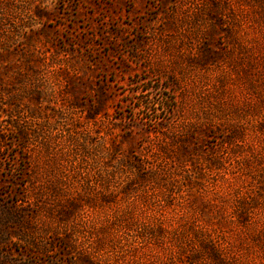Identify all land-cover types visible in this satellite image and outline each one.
I'll use <instances>...</instances> for the list:
<instances>
[{"label":"rangeland","instance_id":"obj_1","mask_svg":"<svg viewBox=\"0 0 264 264\" xmlns=\"http://www.w3.org/2000/svg\"><path fill=\"white\" fill-rule=\"evenodd\" d=\"M0 264H264V0H0Z\"/></svg>","mask_w":264,"mask_h":264}]
</instances>
